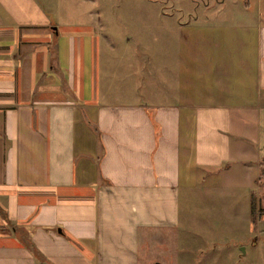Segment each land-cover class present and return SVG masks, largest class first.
<instances>
[{
  "label": "crops",
  "instance_id": "1",
  "mask_svg": "<svg viewBox=\"0 0 264 264\" xmlns=\"http://www.w3.org/2000/svg\"><path fill=\"white\" fill-rule=\"evenodd\" d=\"M252 1L243 21L253 36L237 35L218 57L225 44L192 13L201 2L156 9L175 20V62L147 55L130 73L133 99L113 100L111 50L128 41L111 35L102 9L60 21L40 0H0V264H159L151 242L179 228L182 190L199 186L198 170L229 178L236 168L241 186L254 183L264 22Z\"/></svg>",
  "mask_w": 264,
  "mask_h": 264
},
{
  "label": "rangeland",
  "instance_id": "2",
  "mask_svg": "<svg viewBox=\"0 0 264 264\" xmlns=\"http://www.w3.org/2000/svg\"><path fill=\"white\" fill-rule=\"evenodd\" d=\"M40 1L49 14L60 21L90 20L87 10L99 11L100 8L105 23L111 25V35L115 38L125 36L128 42L117 43L111 50L118 59H115L116 68L113 67L116 74L108 81L110 90L107 98L113 100L133 99V89H127L131 87L129 79L133 77L130 73L144 67L147 55L159 57L164 62H175V56L167 55L168 41L172 40L170 33L178 34L173 28L175 20L164 16V11L155 12L156 9H166L173 4L182 9L191 8L201 2L197 11L192 13L199 14V19L206 18V27H200L204 34L213 35L225 44L224 49L219 46L215 49L217 57L223 52H234L237 35L254 34L250 26L244 27L246 22L243 20H250L247 16L250 14L243 12L247 0H223L222 3L217 0ZM204 2L209 5L204 7ZM252 5L248 11L260 16L264 22V0H253ZM173 13L177 18L188 11L181 13L174 10ZM108 55L106 51L104 57L101 53V63L103 61L107 65L105 70L110 67ZM138 55L142 57L141 61ZM148 69L143 70L145 76ZM210 79L214 80V77ZM261 165L258 178L245 187L240 185L245 178L241 180L242 176L236 168L231 170L229 178L224 172L210 174L211 171L205 173L198 170L200 178L196 182L199 186L182 190L183 219L179 228L167 232L159 230L151 242L153 252L148 257L158 260L159 264H264V161ZM253 173H257L256 168ZM248 192L250 201L247 203ZM251 201H254L253 206Z\"/></svg>",
  "mask_w": 264,
  "mask_h": 264
},
{
  "label": "trees",
  "instance_id": "3",
  "mask_svg": "<svg viewBox=\"0 0 264 264\" xmlns=\"http://www.w3.org/2000/svg\"><path fill=\"white\" fill-rule=\"evenodd\" d=\"M264 174V173H263ZM251 205L253 206L254 205V201H251Z\"/></svg>",
  "mask_w": 264,
  "mask_h": 264
}]
</instances>
